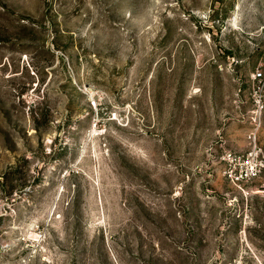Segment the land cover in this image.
<instances>
[{"label": "rangeland", "instance_id": "374dc122", "mask_svg": "<svg viewBox=\"0 0 264 264\" xmlns=\"http://www.w3.org/2000/svg\"><path fill=\"white\" fill-rule=\"evenodd\" d=\"M264 0H0V264H264Z\"/></svg>", "mask_w": 264, "mask_h": 264}, {"label": "built area", "instance_id": "2783aa9c", "mask_svg": "<svg viewBox=\"0 0 264 264\" xmlns=\"http://www.w3.org/2000/svg\"><path fill=\"white\" fill-rule=\"evenodd\" d=\"M251 144L246 150H226L222 157L225 176L246 197L251 194L248 185L258 179L264 169V153L256 137Z\"/></svg>", "mask_w": 264, "mask_h": 264}]
</instances>
